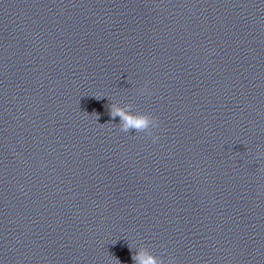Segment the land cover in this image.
Listing matches in <instances>:
<instances>
[{
	"label": "clouds",
	"instance_id": "9594fccd",
	"mask_svg": "<svg viewBox=\"0 0 264 264\" xmlns=\"http://www.w3.org/2000/svg\"><path fill=\"white\" fill-rule=\"evenodd\" d=\"M142 92L148 91L147 84L145 88L141 89ZM109 113L113 119L119 116L121 118L120 128L123 132H129L130 130H135L136 132H145L148 136L152 137L153 142H155L158 137L153 135V129L157 128L159 125V120L148 114V113H131L126 112L123 108L117 106L116 104L109 105ZM136 264H162V261L154 257L146 249L138 250L132 257ZM119 264V261H118Z\"/></svg>",
	"mask_w": 264,
	"mask_h": 264
}]
</instances>
